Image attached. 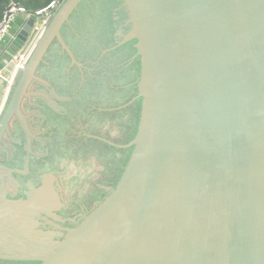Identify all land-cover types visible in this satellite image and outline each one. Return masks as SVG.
<instances>
[{"label": "water", "instance_id": "1", "mask_svg": "<svg viewBox=\"0 0 264 264\" xmlns=\"http://www.w3.org/2000/svg\"><path fill=\"white\" fill-rule=\"evenodd\" d=\"M33 24L19 30L23 43ZM106 59L138 72L133 139H99L130 149L115 187L60 242L42 244L20 230L24 215L0 173V260L264 264V0H62L11 83L1 80L0 145L17 123L32 151L24 104L44 95L33 87H48L47 63L51 81H83ZM26 189L23 208L34 204ZM15 237L49 253L14 255Z\"/></svg>", "mask_w": 264, "mask_h": 264}, {"label": "flooded vegetation", "instance_id": "2", "mask_svg": "<svg viewBox=\"0 0 264 264\" xmlns=\"http://www.w3.org/2000/svg\"><path fill=\"white\" fill-rule=\"evenodd\" d=\"M131 57L132 53L130 52L129 59ZM105 61L98 63L100 65L93 72L84 70V77L89 75L90 77L83 81L78 77L76 84L75 81H51L53 70L50 63H47L43 68L42 76L48 83V87L40 85L33 87V91L42 90L44 95L40 99L31 98L29 103L24 104V112L27 114L30 129L36 136L31 143L32 151L27 152L25 137L17 123L12 128V135H10L12 139L7 137L0 145V173H4L3 183L8 193L6 197L17 202L15 212L24 215L26 224H23L24 227H20V230L36 242L42 244L60 242L66 235V230L75 228L97 206L98 196L102 195V198H105L115 187L114 171L107 170L100 173V180L90 183L89 186L92 188L89 187L87 190L89 197L87 204L82 205L79 199L67 197L69 196L68 191L76 188L77 184L79 187L80 181L75 178L72 181L74 182L72 188H69L68 179L72 178V170L75 166L73 161L62 162L58 166L53 165L61 161L52 156V151L59 142L58 134H61V138L65 140L77 142V145H74L75 143L74 146L71 145L72 149L81 147L84 149V153H88L94 148L93 150L102 151L103 156L109 153L111 160L115 162V171L121 165L120 161L127 162L130 149H117L102 140L117 146H125L133 139L139 114V101L133 102L135 97L134 81L130 79L134 69L131 70L130 66L124 65V63H118L116 64L117 71L113 74L110 67H106ZM95 65L97 66L94 64L92 68ZM135 70L137 71V68ZM113 75L115 76L113 77ZM112 81L113 83H111ZM72 96H75V100ZM62 98L65 99L61 100ZM52 102L58 106L66 107L65 118L58 116L51 109ZM69 107H75L83 113L75 115L74 126H70L66 122ZM85 112L89 113V119L82 120L81 117H84ZM95 114L98 116L94 118ZM115 117L120 119V124L115 123ZM58 122H62L63 125L53 126ZM14 139L19 140V143ZM35 144L39 145L40 154L34 150ZM70 149L69 146L66 147L67 151L64 150V154L69 156ZM89 162L91 163V160ZM25 164L28 169L25 175L15 172L9 174L6 170L8 168V170L24 171ZM42 166H46V168H42ZM47 176L52 179L46 178ZM26 182H31L34 187L35 193L32 196L34 204L23 208L20 199L23 198L24 190H27ZM97 182L101 185H98ZM42 190L47 193L43 198L38 195L39 193H36ZM49 195L57 198L56 201H53L52 198V204L49 202ZM61 195H64V200L61 199ZM69 211L72 212L68 213ZM10 249L12 254L26 258L49 253L46 248L33 245L19 237L14 240ZM0 264L39 263L0 260Z\"/></svg>", "mask_w": 264, "mask_h": 264}, {"label": "rangeland", "instance_id": "3", "mask_svg": "<svg viewBox=\"0 0 264 264\" xmlns=\"http://www.w3.org/2000/svg\"><path fill=\"white\" fill-rule=\"evenodd\" d=\"M96 0H94L95 2ZM102 1V0H101ZM86 10V6L83 7V10L82 11H85ZM76 19V18H75ZM93 44V43H92ZM95 44V42H94ZM97 45V50L96 52L100 51L99 49V45ZM89 46V44H88ZM115 57V56H114ZM114 60L112 59L111 62L110 60H106V67H110L111 69V72H115L117 71V65L115 62H113ZM135 66L134 68L131 67V70H133L134 73L131 74V78L133 80L134 78V74H138V72L136 73V70H135ZM12 73L11 72H7V76H10ZM115 74V73H113ZM115 75H113L114 77ZM73 81H75V84H76V81H78V77H72ZM62 80H65L62 79ZM115 81V80H114ZM113 83V81L111 82ZM109 84V83H107ZM72 98L75 100V96H72ZM61 108H63L65 111H66V107L65 106H61ZM68 117H66V122L68 123V125L70 126H74V122H75V115L80 113V114H83L81 111L75 109V107H69L68 108ZM67 113L65 112V115ZM41 115V113H40ZM60 117H64V114H61V115H58ZM95 116H98V115H94V118ZM82 120H87L89 119V113L88 112H85V115L84 117H81ZM115 123H118L120 124V119L115 117ZM60 125H63L62 122H58V123H55L53 126H60ZM60 137H59V142L58 144L54 147V150L52 151V156H54L55 158L57 159H60L61 161L59 162H56L54 163L53 165L54 166H58L59 163H64V162H70V161H73L74 162V169L72 170V178L71 179H68L70 183V186L69 188H72L74 182H72L75 178H78V180L80 181L79 182V187L78 184L76 186V188H72L71 190L68 191V194L69 196L67 197H74L76 200H80V203L82 205H85L87 204V201L89 200V197L87 195V190L89 189V187L92 188V186H89L90 183L92 181H98L101 179V176H100V173H104V171L106 172L107 170H113L114 171V182H116L122 168L124 167L125 163L126 162H121V165L118 166L117 168V171H115V162L111 160V157L109 155V153L106 155V156H103L102 155V151L100 150H91L90 152L88 153H84V149H82L81 147L77 148V149H72L71 145H73L74 143L71 141V140H65L63 138H61V134H58ZM74 135V134H72ZM74 145H77V142L74 144ZM73 145V146H74ZM70 147V152H68L70 155L67 156L64 154V150H66V147ZM34 150L40 154V147L38 144H35L34 145ZM56 152V154H55ZM129 154H130V151H129ZM91 160V163L89 162ZM124 163V164H123ZM71 165V164H70ZM42 168H46V166H42ZM51 172V170H50ZM79 175V176H78ZM28 178V177H27ZM52 179V177H48V179ZM98 185H101L99 182H97ZM61 199L64 200V195H61ZM104 199L102 198V195H99L98 198H97V201L99 200V203L100 201ZM57 198L54 197L53 198V201H56ZM72 211H69L68 213H71Z\"/></svg>", "mask_w": 264, "mask_h": 264}, {"label": "built area", "instance_id": "4", "mask_svg": "<svg viewBox=\"0 0 264 264\" xmlns=\"http://www.w3.org/2000/svg\"><path fill=\"white\" fill-rule=\"evenodd\" d=\"M61 2L62 0H52L43 8L35 11H28L14 0H8L0 18V48L9 37L14 25L19 21L23 22L21 26L22 28L29 20L33 19L34 24L32 31H35V34L30 43H26L20 50L11 55L5 65H2L0 68V83L2 82L1 80H4L7 85L11 83L16 71L21 69L25 64L34 41L41 35ZM1 61L2 56L0 54V62ZM7 72H11L12 74L7 76Z\"/></svg>", "mask_w": 264, "mask_h": 264}, {"label": "crops", "instance_id": "5", "mask_svg": "<svg viewBox=\"0 0 264 264\" xmlns=\"http://www.w3.org/2000/svg\"><path fill=\"white\" fill-rule=\"evenodd\" d=\"M22 21L17 22L12 31L10 32L9 37L5 41L0 48V54L2 56V61L0 62V68L2 65H5L7 61L10 59L11 55L15 54L18 50H20L26 43H23L22 39L18 37L21 33Z\"/></svg>", "mask_w": 264, "mask_h": 264}, {"label": "trees", "instance_id": "6", "mask_svg": "<svg viewBox=\"0 0 264 264\" xmlns=\"http://www.w3.org/2000/svg\"><path fill=\"white\" fill-rule=\"evenodd\" d=\"M28 11H35L40 8L45 7L49 4L52 0H14ZM8 0H0V18L2 15V11L4 10L5 6L7 5Z\"/></svg>", "mask_w": 264, "mask_h": 264}]
</instances>
